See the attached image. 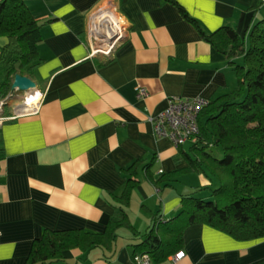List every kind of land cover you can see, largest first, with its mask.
<instances>
[{
  "label": "crops",
  "instance_id": "obj_1",
  "mask_svg": "<svg viewBox=\"0 0 264 264\" xmlns=\"http://www.w3.org/2000/svg\"><path fill=\"white\" fill-rule=\"evenodd\" d=\"M25 1L42 23V61L26 73L42 100L37 112L0 126V264H25L48 227L104 231L138 160L140 182L126 206L134 224L145 232L153 211L178 214L182 194L208 178L189 171L169 185L155 183L150 171L159 177L188 164L192 141L181 146L158 133L152 116L171 96L213 100L238 83L235 65L174 0ZM178 1L208 32L231 25L249 37L264 17L261 0ZM111 11L124 20L126 36L112 53H93L92 28ZM14 81L8 104L15 105L34 87ZM119 232L112 248H68L52 264H139L134 251L143 236L126 226ZM182 250L164 264H264V236L240 238L206 222L186 227Z\"/></svg>",
  "mask_w": 264,
  "mask_h": 264
},
{
  "label": "trees",
  "instance_id": "obj_2",
  "mask_svg": "<svg viewBox=\"0 0 264 264\" xmlns=\"http://www.w3.org/2000/svg\"><path fill=\"white\" fill-rule=\"evenodd\" d=\"M174 1L235 65L238 83L202 109L200 130L190 140L192 153L184 150L188 164L174 173L156 177L150 171L149 175L156 184L169 185L184 172L201 171L208 182L183 193L181 210L173 217L167 219L153 211V222L143 232L126 208L140 182L138 160L130 167L124 191L114 196L121 208L110 217L104 231L48 227L34 240L25 264H52L65 257L68 248L83 252L95 246L112 248L125 226L143 236L135 244L134 257L147 252L154 264L166 263L183 248L184 231L192 223L206 222L240 238L264 236V17L251 27L249 37L231 25L208 32L200 19ZM41 28V20L25 0L0 1V33L11 39L0 52V97L8 94L17 72L33 74L42 61ZM4 156L0 143V161Z\"/></svg>",
  "mask_w": 264,
  "mask_h": 264
},
{
  "label": "built area",
  "instance_id": "obj_3",
  "mask_svg": "<svg viewBox=\"0 0 264 264\" xmlns=\"http://www.w3.org/2000/svg\"><path fill=\"white\" fill-rule=\"evenodd\" d=\"M108 15L109 17L101 14L99 18L102 20L92 28L90 44L93 53H112L126 36L127 26L122 17L112 11ZM33 87L32 91L22 94L10 112H7L6 105L11 97L16 95L17 89H13L9 94L0 97V126L4 120L39 110L41 95L35 90V85ZM141 92L146 93V87H142ZM210 102L211 99L203 95L193 97L171 96L166 107L152 116L158 133L170 135L178 145L185 144L199 132L200 113ZM183 252L181 249L174 253V258H179ZM136 259L139 264H154L151 255L147 252L138 254Z\"/></svg>",
  "mask_w": 264,
  "mask_h": 264
},
{
  "label": "water",
  "instance_id": "obj_4",
  "mask_svg": "<svg viewBox=\"0 0 264 264\" xmlns=\"http://www.w3.org/2000/svg\"><path fill=\"white\" fill-rule=\"evenodd\" d=\"M10 36L0 33V45H7L10 42ZM35 84L34 78L26 73L17 72L15 74V87H21L22 89H28Z\"/></svg>",
  "mask_w": 264,
  "mask_h": 264
},
{
  "label": "rangeland",
  "instance_id": "obj_5",
  "mask_svg": "<svg viewBox=\"0 0 264 264\" xmlns=\"http://www.w3.org/2000/svg\"><path fill=\"white\" fill-rule=\"evenodd\" d=\"M13 97H14V96H13ZM13 97H11V99H12ZM11 99H10V100H11ZM15 100H17V99H14V101H15ZM14 101H13V102H14ZM13 102H12L11 104H7V105H6L7 110H13V108H14V103H13ZM7 112H8V111H7ZM190 177H193V178H195V179L197 178L196 174H190ZM189 185H190V184H189ZM189 192H190V191H189ZM132 210H133V208H132ZM134 212H135V209H134ZM173 216H174V215H173ZM138 222H139V221H138ZM127 230H128V229L125 228V229H123V232H125V231H127ZM138 240L140 241L141 239H138Z\"/></svg>",
  "mask_w": 264,
  "mask_h": 264
},
{
  "label": "bare ground",
  "instance_id": "obj_6",
  "mask_svg": "<svg viewBox=\"0 0 264 264\" xmlns=\"http://www.w3.org/2000/svg\"><path fill=\"white\" fill-rule=\"evenodd\" d=\"M36 96H37V93H36Z\"/></svg>",
  "mask_w": 264,
  "mask_h": 264
}]
</instances>
